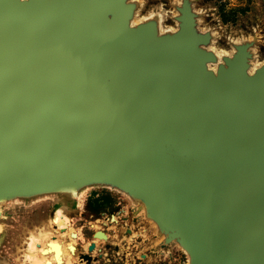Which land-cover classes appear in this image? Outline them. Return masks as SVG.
Instances as JSON below:
<instances>
[{
	"label": "water",
	"instance_id": "95a60500",
	"mask_svg": "<svg viewBox=\"0 0 264 264\" xmlns=\"http://www.w3.org/2000/svg\"><path fill=\"white\" fill-rule=\"evenodd\" d=\"M160 2L0 0V264H264L263 30Z\"/></svg>",
	"mask_w": 264,
	"mask_h": 264
},
{
	"label": "rangeland",
	"instance_id": "374dc122",
	"mask_svg": "<svg viewBox=\"0 0 264 264\" xmlns=\"http://www.w3.org/2000/svg\"><path fill=\"white\" fill-rule=\"evenodd\" d=\"M160 2L166 15L169 9L166 8V1ZM170 1V0H169ZM158 5V3H153ZM150 4V5H153ZM201 8L209 11V17L204 22V25L215 24L220 35L227 33L230 37L237 38L240 35L248 34L247 29L250 27L260 28L263 30L262 41L263 47L258 51V59L264 56V0H204ZM216 47L221 50L227 49L221 40L216 44ZM82 237L89 241L92 233L98 228L92 229L89 225H80L78 227ZM117 242V241H114ZM132 249H121L115 255V264H129L128 253H133Z\"/></svg>",
	"mask_w": 264,
	"mask_h": 264
},
{
	"label": "flooded vegetation",
	"instance_id": "af4514ba",
	"mask_svg": "<svg viewBox=\"0 0 264 264\" xmlns=\"http://www.w3.org/2000/svg\"><path fill=\"white\" fill-rule=\"evenodd\" d=\"M92 229H94V228H92ZM97 230H95L93 233H92V237H91V240L93 239V235H94V233L96 232ZM104 232L105 233H108V232H112L113 233V230H111V229H106V230H104ZM90 240V241H91ZM89 241V242H90ZM117 244L112 240L111 242H110V244H109V246H105V244H103L102 242L97 246L96 245V248H97V250H96V255H97V257H98V259H97V262H96V264H115V259H114V257H115V255H117L119 252H121V248L122 249H124L120 244L118 245V247H119V250L118 251H116L115 250V246H116ZM127 249H130V248H126V249H124V250H127ZM122 253V252H121ZM101 255V257H99ZM128 255H129V253H128ZM124 264H127L126 262L124 263Z\"/></svg>",
	"mask_w": 264,
	"mask_h": 264
},
{
	"label": "bare ground",
	"instance_id": "6f19581e",
	"mask_svg": "<svg viewBox=\"0 0 264 264\" xmlns=\"http://www.w3.org/2000/svg\"><path fill=\"white\" fill-rule=\"evenodd\" d=\"M56 221H57V220H56ZM81 239H82V238H81ZM82 242H84V239H82ZM95 243H96V245L98 246L101 242H99V241L96 240ZM37 244H39V243L36 242V243L33 244V246L36 247ZM83 244H84L85 247H87V246L89 245V242L87 243V241H85ZM121 249H122V248H121ZM45 260H46L45 257H40L39 259H38V258H32V259L30 260V264H44V261H45ZM67 263L70 264V263H71V259H69V260L67 261Z\"/></svg>",
	"mask_w": 264,
	"mask_h": 264
}]
</instances>
